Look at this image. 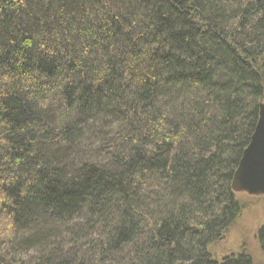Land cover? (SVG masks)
Here are the masks:
<instances>
[{"label": "trees", "instance_id": "16d2710c", "mask_svg": "<svg viewBox=\"0 0 264 264\" xmlns=\"http://www.w3.org/2000/svg\"><path fill=\"white\" fill-rule=\"evenodd\" d=\"M260 102L264 0H0V264H217Z\"/></svg>", "mask_w": 264, "mask_h": 264}, {"label": "rangeland", "instance_id": "374dc122", "mask_svg": "<svg viewBox=\"0 0 264 264\" xmlns=\"http://www.w3.org/2000/svg\"><path fill=\"white\" fill-rule=\"evenodd\" d=\"M235 200L239 205V215L224 234L225 240L217 247L213 245L209 252L217 260L235 252L243 254L242 257L250 264H264V250H261L264 240L261 241L262 232L259 233V229L264 230V196L235 194ZM226 249L229 250L225 252Z\"/></svg>", "mask_w": 264, "mask_h": 264}, {"label": "water", "instance_id": "95a60500", "mask_svg": "<svg viewBox=\"0 0 264 264\" xmlns=\"http://www.w3.org/2000/svg\"><path fill=\"white\" fill-rule=\"evenodd\" d=\"M230 189L233 194L264 196V102L258 104L256 124L232 175Z\"/></svg>", "mask_w": 264, "mask_h": 264}, {"label": "flooded vegetation", "instance_id": "af4514ba", "mask_svg": "<svg viewBox=\"0 0 264 264\" xmlns=\"http://www.w3.org/2000/svg\"><path fill=\"white\" fill-rule=\"evenodd\" d=\"M262 229V228H261ZM261 230L259 229V232H260ZM225 238H226V235H221L216 241H215V243L213 244L214 246L213 247H217V246H219L220 244L219 243H221L222 241H224L225 240ZM262 238H263V240H264V235H262ZM219 244V245H218ZM261 247V246H260ZM229 249H226L225 250V252H227ZM261 250L263 251L264 250V244L262 245V247H261ZM243 254H241V253H231L230 254V256H226V257H224V258H222V259H220V260H217V259H214L213 257V260L217 263V264H220L222 261H225V260H227V261H234V260H237L239 257H241ZM229 259H232V260H229Z\"/></svg>", "mask_w": 264, "mask_h": 264}]
</instances>
